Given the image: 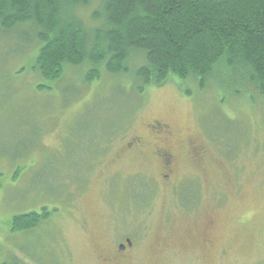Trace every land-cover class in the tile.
<instances>
[{
	"label": "rangeland",
	"instance_id": "rangeland-1",
	"mask_svg": "<svg viewBox=\"0 0 264 264\" xmlns=\"http://www.w3.org/2000/svg\"><path fill=\"white\" fill-rule=\"evenodd\" d=\"M28 53L27 35L0 28V264H264V94L224 73L204 90L174 77L141 94L105 70L84 84L86 67L51 83ZM152 121L170 128L159 141L177 155L169 183L153 145L123 149ZM191 145L209 150L202 170ZM43 207L39 228L12 231Z\"/></svg>",
	"mask_w": 264,
	"mask_h": 264
},
{
	"label": "trees",
	"instance_id": "trees-1",
	"mask_svg": "<svg viewBox=\"0 0 264 264\" xmlns=\"http://www.w3.org/2000/svg\"><path fill=\"white\" fill-rule=\"evenodd\" d=\"M0 28L28 36L33 73L47 82L86 67L84 84L105 70L130 76L141 94L174 77L204 90L224 73L264 94V0H0ZM51 215L45 207L17 215L12 231L35 230Z\"/></svg>",
	"mask_w": 264,
	"mask_h": 264
},
{
	"label": "flooded vegetation",
	"instance_id": "flooded-vegetation-1",
	"mask_svg": "<svg viewBox=\"0 0 264 264\" xmlns=\"http://www.w3.org/2000/svg\"><path fill=\"white\" fill-rule=\"evenodd\" d=\"M147 135L146 136H138L135 135L133 137H129L125 140V145L123 147L124 152L128 154H132L134 151L139 150V155L146 154L147 146L153 145L154 148L150 150L151 162L161 166L166 173L160 174L158 179L162 182L169 183L172 180L171 167L176 164L177 155L174 153L171 148H165L159 145V141H162V138L165 136H169L170 128L167 124L158 121H152L147 125ZM76 137V136H74ZM122 138V142L124 143V139ZM78 139H82L78 138ZM105 145L106 148H112L116 142H114V138ZM101 142L92 143L93 148L101 147ZM190 150L188 151V158L195 163L198 167H201V170L205 167L204 162L208 161L209 158V150L206 151L203 147L191 145ZM171 150V151H170ZM94 153V152H93ZM208 157V158H207ZM132 242V241H131ZM121 246H124L125 249L121 250ZM134 246V242H132V247H129L127 242L126 245H120L115 252V259L121 257L125 252L130 251Z\"/></svg>",
	"mask_w": 264,
	"mask_h": 264
},
{
	"label": "water",
	"instance_id": "water-1",
	"mask_svg": "<svg viewBox=\"0 0 264 264\" xmlns=\"http://www.w3.org/2000/svg\"><path fill=\"white\" fill-rule=\"evenodd\" d=\"M127 244H128L129 247H132L131 240H127ZM124 249H125V247L124 246H121V250H124Z\"/></svg>",
	"mask_w": 264,
	"mask_h": 264
}]
</instances>
